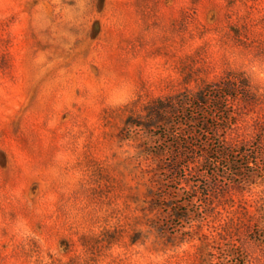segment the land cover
<instances>
[{"label": "rangeland", "instance_id": "rangeland-1", "mask_svg": "<svg viewBox=\"0 0 264 264\" xmlns=\"http://www.w3.org/2000/svg\"><path fill=\"white\" fill-rule=\"evenodd\" d=\"M0 264H264V0H0Z\"/></svg>", "mask_w": 264, "mask_h": 264}]
</instances>
